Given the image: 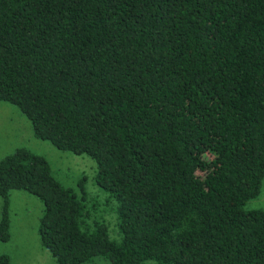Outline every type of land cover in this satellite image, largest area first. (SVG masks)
<instances>
[{"label": "trees", "instance_id": "16d2710c", "mask_svg": "<svg viewBox=\"0 0 264 264\" xmlns=\"http://www.w3.org/2000/svg\"><path fill=\"white\" fill-rule=\"evenodd\" d=\"M0 101L90 157L104 194L15 148L0 241L20 190L56 264H264V209L244 208L264 175V0H0Z\"/></svg>", "mask_w": 264, "mask_h": 264}, {"label": "rangeland", "instance_id": "374dc122", "mask_svg": "<svg viewBox=\"0 0 264 264\" xmlns=\"http://www.w3.org/2000/svg\"><path fill=\"white\" fill-rule=\"evenodd\" d=\"M18 147L43 156L54 179L64 187L77 189L78 180L83 178L87 194L102 203L104 194L93 180L96 169L94 161L84 154L62 151L48 141L35 138L29 121L17 108L6 101H0V159ZM8 200L9 239L0 241V254L7 255L10 264H56L40 245L37 235L38 221L42 213L41 202L20 190H10ZM244 208L264 209V175L260 181L259 193L248 199ZM102 215L110 238H117L113 213L107 209ZM82 264L107 262L95 257L91 262Z\"/></svg>", "mask_w": 264, "mask_h": 264}]
</instances>
